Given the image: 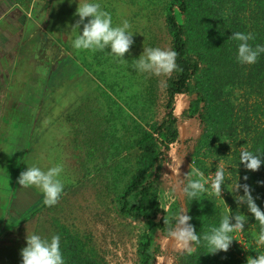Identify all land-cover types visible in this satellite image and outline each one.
I'll return each instance as SVG.
<instances>
[{
  "label": "trees",
  "instance_id": "trees-1",
  "mask_svg": "<svg viewBox=\"0 0 264 264\" xmlns=\"http://www.w3.org/2000/svg\"><path fill=\"white\" fill-rule=\"evenodd\" d=\"M163 7L169 49L178 53L176 62L182 70L171 76L163 74L158 83L155 77L137 71L129 61L127 88L115 91L124 100L122 105L103 91L102 96L94 95L98 106L84 108L85 113L78 108L67 115L69 120H78L80 128L77 126L76 133L80 130L79 138L93 158V169L88 175L95 173L100 182L98 190L106 193L114 190L109 196L111 214L124 228L130 226L134 258L128 259V250L120 247L119 260L113 251L108 257L107 251L96 244L91 230L70 229L51 216L49 225L53 235H61L66 264H154L163 255L152 234L159 231L169 235V226L175 224L182 207L175 200L171 209L176 214L170 216L164 209L162 172L170 145L179 140L180 124L189 118L200 120L203 126L198 137L192 139V164L187 179L197 178L190 176L193 168L207 174L224 167L226 182L222 191L228 205L222 207L210 189L193 201L184 194L185 209L192 217L190 223L201 237L218 227L225 214L244 216L247 223L243 230L244 244H238L233 237L235 240L226 253L210 254L207 242L202 240L201 245L171 257L170 264H247L242 245L252 257L262 251L257 246L258 239L264 246L262 226L245 205L237 202L243 190L234 191L237 182L248 183L254 189L253 196L259 197L257 205L264 210V185L258 183L264 181V165L251 171L239 163L242 150L264 151V55L255 64H240L236 59L238 41L231 39L233 32H252L256 38L250 43L264 44V0H169ZM236 91L240 94L234 97ZM183 95L191 98L178 115L175 106ZM128 97L130 103L136 102L135 107ZM85 102L90 104L85 100L82 107H87ZM106 106L110 108L106 110ZM126 154L132 157L133 165L121 172L127 179L117 191L110 176L111 172L114 176L117 159H126ZM245 175L247 181L243 180ZM55 206L42 202L17 216L8 226L27 222L43 209L53 210ZM114 258L117 260L113 261Z\"/></svg>",
  "mask_w": 264,
  "mask_h": 264
},
{
  "label": "rangeland",
  "instance_id": "rangeland-1",
  "mask_svg": "<svg viewBox=\"0 0 264 264\" xmlns=\"http://www.w3.org/2000/svg\"><path fill=\"white\" fill-rule=\"evenodd\" d=\"M100 2L112 13L114 25L125 19L130 22L129 31L134 33V43L123 61L107 52L76 50L71 46L75 35L71 25L78 19L74 15L77 0L71 4L68 0H0V21L5 22L3 17H8L7 21L13 24L0 25V264L22 262L18 253L26 245L27 234L35 232L51 237V216L70 229L80 232L91 230L96 244L107 251L105 255L108 257L113 251L119 260L122 256L120 248H125L128 259L134 258L130 226L124 228L111 214L113 207L109 196L114 190L109 189V194L98 190L100 182L96 180L97 176L91 172L88 175L93 169V158L79 138L80 130L79 134L76 133L77 126L80 128L78 120H69L67 115L77 112L78 108L85 113L84 108L98 106L94 95L102 96L103 91L115 97L120 104L124 101L117 97L115 91L127 88V76L131 74L127 70L128 62L135 64L143 48L169 49L163 27V5L169 0ZM23 19L25 25L20 24ZM143 75L155 77L158 83L163 77V74ZM239 94L236 91L233 95L237 97ZM190 98L183 95L177 99L176 114L182 113ZM85 100L90 104L85 102L87 107H82ZM100 102L103 105L102 100ZM130 104L135 107L136 102ZM202 126L200 120L185 119L180 124L179 140L170 145L162 172L161 192L164 209L170 216L176 214L171 205L175 200L180 202V182L182 178L186 181L188 167L192 164V139L198 137ZM187 139L189 141L184 142ZM125 157L124 160L117 159L114 176L113 172L110 176L112 187L117 191L123 188L127 179V175L121 172L133 165L132 157L129 154ZM55 163L64 166L61 178L67 188L55 209H43L27 222L8 226L17 216L44 201L43 193L36 186L18 184L20 173L33 165L47 170ZM168 170L174 174L176 182L171 180ZM214 173L215 170L204 174L205 179L211 180ZM85 174L87 176L83 178ZM218 203L228 208L223 191ZM233 237L238 244H244L243 231H235ZM169 239V235L159 231L152 234L153 242H159L163 251L154 264H170L171 257L182 250L192 249V246L189 248L175 240L171 248L174 247V252L168 251ZM260 242L258 239L257 246L262 250L260 254H264V246ZM242 246V253L248 258L247 247Z\"/></svg>",
  "mask_w": 264,
  "mask_h": 264
},
{
  "label": "clouds",
  "instance_id": "clouds-1",
  "mask_svg": "<svg viewBox=\"0 0 264 264\" xmlns=\"http://www.w3.org/2000/svg\"><path fill=\"white\" fill-rule=\"evenodd\" d=\"M68 3H73V0H68ZM74 15L78 16L76 22L71 25V30L75 32L71 42L74 49L107 52L121 61L125 60V54L129 52L134 43V33L129 31L130 22L128 20L125 19L119 25H114L112 13L102 7L100 0H77ZM85 18H88L87 21ZM255 38V34L252 32L232 33L231 39L238 41L236 59L240 64H255L259 57L264 55V44L253 45L250 43ZM177 55L178 53L174 49L143 48L142 53L135 59L134 68L141 73L171 76L173 72L182 70L176 62ZM239 163L248 170L257 171L264 165V151L242 150L239 154ZM63 172L64 166L61 163H55L47 170L33 165L20 173L18 184L24 187L36 186L39 188L44 196V204L51 207L58 203L64 192L65 185L61 178ZM190 176L197 178H188L186 181L182 178L180 191L192 201L209 189L217 197L222 198V185L226 182L224 167L217 168L211 180H206L204 173L198 168H193ZM247 179L248 177L245 175L243 180L247 181ZM258 183L264 185V181ZM240 189L243 190V194H238L237 202L247 207L260 223L262 232H264V210L256 203V199L259 197L253 196L254 189L246 182L235 184V193H238ZM187 211L182 209L175 224L169 226V236L189 248L201 245L202 240L206 241L210 254L226 253L235 240L231 234L235 231H243L247 223L244 216L225 214L218 227L201 237L194 225L190 223L192 217L187 214ZM261 239L264 240V235L261 236ZM20 255L21 264H66L59 233L51 237H45L35 232L31 235L27 234L26 245L20 250ZM247 264H264V254H257L255 257L249 256Z\"/></svg>",
  "mask_w": 264,
  "mask_h": 264
},
{
  "label": "water",
  "instance_id": "water-1",
  "mask_svg": "<svg viewBox=\"0 0 264 264\" xmlns=\"http://www.w3.org/2000/svg\"><path fill=\"white\" fill-rule=\"evenodd\" d=\"M168 173L170 175V178L173 182H176L175 180V177H174V174H172V172L170 170H168ZM179 198H180V203H181V207L183 210H186L185 209V201H184V198H183V194L181 193L180 191V194H179ZM176 239H173L170 237L169 239V243H168V251H171V248H172V243L175 241Z\"/></svg>",
  "mask_w": 264,
  "mask_h": 264
},
{
  "label": "crops",
  "instance_id": "crops-1",
  "mask_svg": "<svg viewBox=\"0 0 264 264\" xmlns=\"http://www.w3.org/2000/svg\"><path fill=\"white\" fill-rule=\"evenodd\" d=\"M24 15V14H23ZM2 17V16H1ZM3 19L5 20V22H2V21H0V25H7V24H9V25H13L12 23H9L8 21H7V19H8V17L7 18H4L3 17ZM7 22V23H6ZM25 21H24V19H23V21L20 23L21 25H25V23H24ZM17 25H19V22L17 23ZM19 28V27H18Z\"/></svg>",
  "mask_w": 264,
  "mask_h": 264
}]
</instances>
